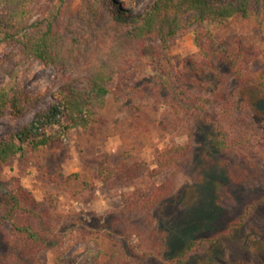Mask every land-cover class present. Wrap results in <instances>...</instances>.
Segmentation results:
<instances>
[{"label":"rangeland","instance_id":"374dc122","mask_svg":"<svg viewBox=\"0 0 264 264\" xmlns=\"http://www.w3.org/2000/svg\"><path fill=\"white\" fill-rule=\"evenodd\" d=\"M51 1L32 3V20L42 16ZM82 1L66 0V3L76 9ZM126 1L129 8L140 13L152 0ZM260 8V20L238 15L221 26L204 22L193 27L211 30L212 38L219 46L245 52L249 61L240 58L238 64L242 73L249 76L264 68V0ZM152 45L156 52L154 60L141 56L137 49H129L122 56V71L115 81L118 87L88 131L72 130L63 139L39 149L29 148L23 157H15L0 166V177L9 186L20 185L36 200L54 203L60 212L80 213L89 220V225H80L63 233L48 249L38 251L32 260H20L28 264H80L86 259L90 264L98 249L111 245L110 241L99 237L108 233L125 245L130 256L136 257L132 245L140 248L144 240L154 237V231H168L173 242L179 243L189 237V228L204 222L209 226L194 233L199 244L182 264L264 262V99H254L255 107L260 111L256 116L248 108L223 120L232 140H238L236 149L225 155L209 154L214 161L225 160L226 171L229 170L236 181L228 180L225 173H221L223 179L210 175L212 181H207V174L225 169H219L217 162L209 169H198L204 161L203 152L210 153V147H207L210 136L215 133L212 128L215 122L200 125L189 112L180 109L186 97L179 96L177 101L173 98L178 83L171 74L181 70L187 60H194L198 47L188 31L178 33L169 42V59L159 53L158 40L154 39ZM5 56H9V61L0 71V86L8 78L5 68L14 66L20 70L22 85L29 94H46L20 118L12 119L8 113L1 117L0 134L16 132L29 124L36 113L48 110L57 96L60 80L52 66L36 59L24 60L16 45L0 43V58ZM196 95L210 97V93L201 89L188 90L186 96ZM204 106L216 114L212 104ZM186 143L191 149L178 164L158 173L152 171L157 168V153L174 144ZM122 160L130 167L135 165L136 177H113L109 182H103L98 173L100 164L118 165ZM168 180L172 184L171 192L154 207L128 214L121 212L122 194L135 190L138 195L149 196ZM214 180L227 188L222 189V208L213 205ZM252 202L257 205L245 216L242 229L224 239L220 246L210 247L207 239L225 224L244 215L246 206ZM2 213L0 209V216ZM96 216H101V221L114 229L107 226L96 233L91 225ZM10 230V222L0 218V264H22L11 255L12 250L2 239ZM133 230L140 231L142 237L132 235ZM107 260L108 255L103 252L93 264H106ZM140 261L142 264H165L166 258L150 254Z\"/></svg>","mask_w":264,"mask_h":264},{"label":"trees","instance_id":"16d2710c","mask_svg":"<svg viewBox=\"0 0 264 264\" xmlns=\"http://www.w3.org/2000/svg\"><path fill=\"white\" fill-rule=\"evenodd\" d=\"M34 1L0 0V43L16 45L26 61L36 59L52 66L60 75L59 88L48 110L36 113L33 120L18 131L0 134V166L15 157H23L29 148L39 149L59 141L72 130L88 131L118 87L115 81L122 71V56L129 49H137L141 56L154 60L156 52L152 42L156 39L159 53L164 59H169V42L183 31L192 33L198 52L193 56L194 60L184 63L181 70L171 72L178 83L173 98L177 101L179 96L185 95L179 107L189 112L198 124L215 122L212 126L215 133L210 136L207 147H210V153L203 152L204 161L198 169L206 170L212 163L216 164L217 161L209 154L225 155L236 149L238 140H232L223 124L224 119L248 108L254 116L260 113L254 99H264V68L245 76L238 64L240 58L249 61L245 52L219 46L213 40L211 30L201 31L193 26L204 22L221 26L238 15L260 20V3L263 0H152L140 13L129 8L126 0H83L76 9H71L66 0H53L42 16L32 20L31 4ZM8 59L9 56L0 58V71ZM84 71L87 73L82 75ZM5 72L8 78L0 86V118L6 113L12 119L20 118L46 93L29 94L22 85L20 70L14 66H7ZM195 89L205 90L210 97L186 96L188 90ZM205 104H212L216 114L213 115ZM190 149L189 143L174 144L157 153V168L152 171L158 173L175 166ZM225 164V160H218L217 167L225 169L207 174L205 180L212 181L211 176L223 179L224 174L221 173H225L228 180L236 181L233 174L226 171ZM98 173L103 182H109L113 177H136L135 165L130 167L123 160L118 165L109 162L100 164ZM204 177L202 174L201 179L204 180ZM212 184L213 205L222 208V189L227 188L219 181L214 180ZM171 190L172 184L168 180L149 196L138 195L135 190L124 193L121 212L147 211ZM53 204L36 200L20 185L11 187L0 177V209L3 210L0 218L11 224L10 232L2 239L12 250L13 257L32 260L38 251L48 249L63 233L80 225H89V220L82 214L60 212ZM256 205L257 202L247 205L244 215L218 229L214 236L207 239L208 245L216 248L224 239L238 233L244 225L245 216ZM101 219V216H96L92 220V229L96 233L109 226ZM208 226V223L202 222L189 228V237L179 243L173 242L168 231L156 230L152 234L154 237L144 240L140 248L132 245L136 257L130 256L125 245L115 240L112 233L99 235L111 245L98 249L90 264L103 252L108 255L106 264H142L140 259L150 254L165 257V264H182L199 244L194 233L206 230ZM133 231L132 235L142 237L140 231ZM20 261L28 264L27 261ZM80 264L89 263L85 259Z\"/></svg>","mask_w":264,"mask_h":264}]
</instances>
